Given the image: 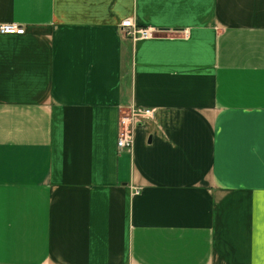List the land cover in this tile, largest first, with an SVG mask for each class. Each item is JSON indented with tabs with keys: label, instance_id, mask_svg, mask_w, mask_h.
Here are the masks:
<instances>
[{
	"label": "crops",
	"instance_id": "0c3cea01",
	"mask_svg": "<svg viewBox=\"0 0 264 264\" xmlns=\"http://www.w3.org/2000/svg\"><path fill=\"white\" fill-rule=\"evenodd\" d=\"M7 23L0 264H264V0H0ZM131 105L154 115L118 150Z\"/></svg>",
	"mask_w": 264,
	"mask_h": 264
},
{
	"label": "built area",
	"instance_id": "2783aa9c",
	"mask_svg": "<svg viewBox=\"0 0 264 264\" xmlns=\"http://www.w3.org/2000/svg\"><path fill=\"white\" fill-rule=\"evenodd\" d=\"M119 30L124 37L133 41L146 40L156 37L160 32L152 27H143L134 24L130 19L120 22ZM23 27L15 23L0 24V34L22 35ZM154 115V109L142 108L131 105L123 111H119L117 121L116 147L118 150H130L133 145L134 128L143 120Z\"/></svg>",
	"mask_w": 264,
	"mask_h": 264
}]
</instances>
